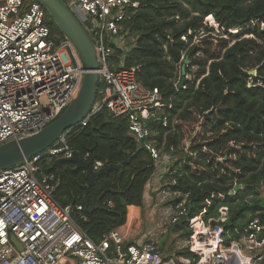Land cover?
<instances>
[{"label":"trees","instance_id":"obj_1","mask_svg":"<svg viewBox=\"0 0 264 264\" xmlns=\"http://www.w3.org/2000/svg\"><path fill=\"white\" fill-rule=\"evenodd\" d=\"M132 1L139 7L122 23L121 35L135 42L130 48L123 42L113 45L110 62L113 70L136 68L138 81L148 90L158 89L163 103L173 106L167 110V128L160 121L147 123L158 133L159 145L167 152L174 148L177 156L167 187L187 196L190 210L177 229L189 239L194 233L189 220L199 217L203 225L223 226L230 241L240 239L254 219L264 226V0ZM207 17L228 37L216 36ZM46 23L60 43L65 36L50 15ZM183 66L185 81L179 88ZM254 69L256 76L250 75ZM66 140L84 159L89 155L105 165L129 160L90 188L89 208L101 203L103 210L73 214L78 227L99 243L126 223L129 206L143 205L155 162L129 135L128 118L107 109ZM53 163H41L56 176L53 199L62 207L83 204L85 172L75 170L74 163L52 169ZM223 207L228 208L224 223L217 221ZM183 254L199 259L192 249Z\"/></svg>","mask_w":264,"mask_h":264},{"label":"built area","instance_id":"obj_2","mask_svg":"<svg viewBox=\"0 0 264 264\" xmlns=\"http://www.w3.org/2000/svg\"><path fill=\"white\" fill-rule=\"evenodd\" d=\"M0 1L1 146L35 135L58 119L77 98L86 71L73 43L66 37L58 43L52 36L46 23L49 13L41 3ZM62 1L91 36L100 64L97 99L81 126L107 109L115 117L128 118L129 135L148 152L156 169L162 162L174 161L175 149L164 150L158 133L147 123L160 121L167 128V110L173 106L163 103L158 89L148 90L138 81L136 68L113 70L110 62L113 45L120 46L123 40L122 23L136 13L139 4L132 0ZM67 135L20 166L0 172V264H264V226L259 219L250 223L240 239L231 241L223 226L203 225L199 217L190 219L194 233L180 243L179 250L192 249L199 259L166 257L155 240L127 243L128 232L119 228L94 242L73 220L74 212L84 211V205L58 204L53 199L56 176L41 165L72 157ZM104 166L95 161L94 169ZM169 172H165L167 181ZM180 197L176 213L168 217L167 231L189 215L187 196L168 187L158 192L160 204ZM219 213L217 221L226 222L228 208ZM196 220L203 230H197ZM210 233L217 238L213 248L208 246ZM11 236L22 244V251Z\"/></svg>","mask_w":264,"mask_h":264},{"label":"water","instance_id":"obj_3","mask_svg":"<svg viewBox=\"0 0 264 264\" xmlns=\"http://www.w3.org/2000/svg\"><path fill=\"white\" fill-rule=\"evenodd\" d=\"M41 3L53 21L57 24L61 32L68 38L79 53L83 68L86 71L82 87L77 98L65 110V112L54 122L49 124L39 133L19 141H11L0 146V172L10 170L20 166L26 160H30L39 155L54 144L63 136L78 129L93 110V105L97 99L100 75L98 70L100 64L97 57L95 44L84 28L76 14L62 0H37ZM3 2L0 1V5ZM188 60H185L187 63ZM185 66L182 67V79L178 85L181 88L185 81ZM250 75H257V70L251 71ZM129 160L126 159L120 164L105 165L99 170L94 169V159H84L78 152L74 151L71 158H62L53 163L52 169L61 167L63 164L74 163L75 170H82L86 174L87 184L84 186L86 196L83 200L85 211L88 214L95 210H103L101 203L96 209H90L88 204V192L95 180L103 175L109 174L113 170H120ZM238 189V187H237ZM102 197H100L101 201ZM12 243L23 250L14 236H11Z\"/></svg>","mask_w":264,"mask_h":264},{"label":"crops","instance_id":"obj_4","mask_svg":"<svg viewBox=\"0 0 264 264\" xmlns=\"http://www.w3.org/2000/svg\"><path fill=\"white\" fill-rule=\"evenodd\" d=\"M172 162H162L156 169L154 175L148 182L142 206H129L127 208V221L119 227L128 232L127 243L143 244L149 240H155L159 248L166 257L184 256V251L179 250V245L183 240H188L183 231H178V225L171 233L167 231L166 224L168 217L172 213L171 207H163L158 201V192L167 187L165 172L170 169ZM174 200H170L173 203ZM174 205V204H173ZM144 214L146 218H144ZM202 229H199L200 231ZM174 232V233H173ZM209 245H216L217 238L210 233ZM179 236V237H178ZM178 239V240H177Z\"/></svg>","mask_w":264,"mask_h":264},{"label":"rangeland","instance_id":"obj_5","mask_svg":"<svg viewBox=\"0 0 264 264\" xmlns=\"http://www.w3.org/2000/svg\"><path fill=\"white\" fill-rule=\"evenodd\" d=\"M208 19H209V17L206 18V22H208V24H209L210 27H213V28L215 29L214 34H215L216 36H221V35L223 34V32H222V30L219 28V26H217V25L214 26L213 23H212L211 21H209ZM231 33H232V32H231ZM232 35H233V36H237L238 34H234V32H233ZM222 36H223L224 38L228 37V36H226V35H222ZM118 41H119V43H121V40L118 39ZM122 42H123L124 47H125V45H126L127 48H130L131 44L135 42V38H134V37H131V36H128V37L125 36V39H123ZM121 44H122V43H121ZM254 70H256V69H254ZM254 70H252V71H254ZM187 78H190V76H188ZM260 85H261V84H260ZM176 160H177V156H175V158H174V162H175ZM262 195L264 196V190L262 191ZM173 204H174V203L168 201V202H165L164 205H163V207H171V208H172V213H170L171 215L176 213L175 205H173ZM144 218H146L145 214H144ZM173 228H174V227H170V228L168 229V232L171 233V230H172ZM201 228H202V227H201ZM174 229H175V228H174ZM174 229H173V230H174ZM188 229L194 231V229L191 228L190 225H189ZM186 232H187V231H186ZM173 233H174V232H173ZM178 237H179V236H178ZM182 237H185V236H182ZM213 237L216 238V235L213 234ZM177 240H178V239H177Z\"/></svg>","mask_w":264,"mask_h":264},{"label":"bare ground","instance_id":"obj_6","mask_svg":"<svg viewBox=\"0 0 264 264\" xmlns=\"http://www.w3.org/2000/svg\"><path fill=\"white\" fill-rule=\"evenodd\" d=\"M194 225H195L196 227H198L199 229H201V225H200V223L198 222V220L195 221ZM202 230H203V229H202ZM210 235H211V234H208L207 236H210ZM207 238H208V241H210V240H209V237H207ZM209 247H210V248H213L212 245H209Z\"/></svg>","mask_w":264,"mask_h":264}]
</instances>
